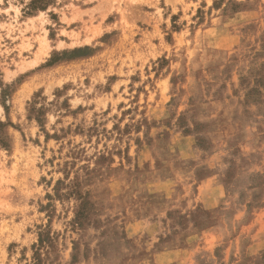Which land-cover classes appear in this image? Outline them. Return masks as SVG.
<instances>
[{"label": "rangeland", "instance_id": "obj_1", "mask_svg": "<svg viewBox=\"0 0 264 264\" xmlns=\"http://www.w3.org/2000/svg\"><path fill=\"white\" fill-rule=\"evenodd\" d=\"M0 264H264V0H0Z\"/></svg>", "mask_w": 264, "mask_h": 264}, {"label": "trees", "instance_id": "obj_2", "mask_svg": "<svg viewBox=\"0 0 264 264\" xmlns=\"http://www.w3.org/2000/svg\"><path fill=\"white\" fill-rule=\"evenodd\" d=\"M79 52H80V50H74V51L72 52V54L75 55L74 58L80 57V55L78 54Z\"/></svg>", "mask_w": 264, "mask_h": 264}]
</instances>
